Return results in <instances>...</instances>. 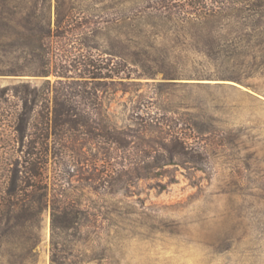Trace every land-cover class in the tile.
<instances>
[{
  "label": "rangeland",
  "instance_id": "374dc122",
  "mask_svg": "<svg viewBox=\"0 0 264 264\" xmlns=\"http://www.w3.org/2000/svg\"><path fill=\"white\" fill-rule=\"evenodd\" d=\"M29 1L19 28L0 25L21 34L19 48L0 43V69L21 71L0 75V264H51L50 209L39 218L7 207L37 205L44 186L51 200L59 184L99 221L60 234L61 264H264V0H39L52 32L41 50ZM8 2L0 16L10 17ZM58 4L70 34L86 35L56 33ZM75 60L107 65L102 75L124 60L131 85L92 80L99 99L88 105L115 128L139 108L173 113L206 150L198 170L164 166L113 195L83 181L87 165L104 171L106 161L91 143L57 149L49 122L56 82L72 80L55 75H87Z\"/></svg>",
  "mask_w": 264,
  "mask_h": 264
},
{
  "label": "trees",
  "instance_id": "16d2710c",
  "mask_svg": "<svg viewBox=\"0 0 264 264\" xmlns=\"http://www.w3.org/2000/svg\"><path fill=\"white\" fill-rule=\"evenodd\" d=\"M129 1L122 0L121 3L128 4ZM20 2L21 0H13V3L8 2L7 5L11 8V13L7 14L10 17L0 16L1 26L5 22L13 23L15 28L21 26L17 19L22 12ZM29 2H31L33 19L32 37L36 48L41 50L52 32L49 23L43 19L39 0H30ZM72 21L73 17L64 14L59 9L58 4L56 33L61 29V37L66 33L70 34L68 27ZM79 32L70 35L75 39L78 36L86 35L85 30ZM55 36L60 35L56 34ZM20 37L21 34L17 30L11 35H7L5 31H0V43L15 40L9 44L12 48H19L17 41ZM75 62L78 65H74V69L81 70L87 75L83 76L81 73L77 77L68 76L65 73L55 75L56 77L72 78V80L69 83L56 82L59 86L54 88L52 116L49 122L55 135L54 143L57 149L63 150L65 154L67 152L81 153L82 143H91V147L96 148L106 161L107 167L105 166L104 171L95 172L93 168L90 171V167L87 165V170L84 171L86 177L82 179L83 181L98 183L101 185V191L113 195L124 192L130 185L131 177L134 179L154 178L157 176L156 170L164 166H182L186 169L198 170L196 165L205 156L206 150L193 135L196 129L193 126L181 125L180 120L176 119L173 113L161 109L154 111L153 109L139 108L136 112L133 110L132 125L125 128H115L109 122L107 110L93 109L88 105L97 102L99 99L97 88L88 87L92 80L104 79V85H107L105 82H109L110 85H119L123 91L131 85L129 82L131 71L127 68L124 60H122L119 69L116 71L113 69V74L110 75L108 73L101 74L102 71L109 72L107 65L97 67L94 61L75 60ZM47 63L48 59L44 65ZM19 72L21 71L14 66L8 69H0V75H15ZM40 74L47 76L48 70L44 69ZM74 78H84L86 81H79ZM42 146L47 147L45 141L42 142ZM112 161L113 163H110L111 166L109 167L107 163ZM74 163L70 166L76 167ZM36 165L35 163V169L37 168ZM81 175L83 176V173ZM61 179H63V175L60 174L59 180ZM172 182L170 181V183ZM62 188V185H57L52 199L48 200L47 188L45 186L40 187L38 189V203L35 206L25 203L20 206L13 204L7 207L8 210L18 208L24 214L34 213L39 218H42L46 209H50L51 264H61V261L65 259V246L58 240L60 234L70 231L80 234L90 225L97 227L96 224L99 222L98 219L92 218L91 209H83L67 199L66 189ZM1 224L2 220L0 219Z\"/></svg>",
  "mask_w": 264,
  "mask_h": 264
}]
</instances>
